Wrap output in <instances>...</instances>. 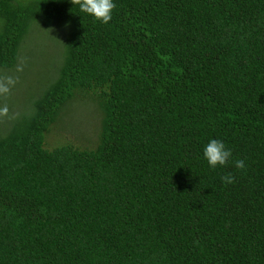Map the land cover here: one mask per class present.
I'll list each match as a JSON object with an SVG mask.
<instances>
[{"label":"trees","instance_id":"obj_1","mask_svg":"<svg viewBox=\"0 0 264 264\" xmlns=\"http://www.w3.org/2000/svg\"><path fill=\"white\" fill-rule=\"evenodd\" d=\"M114 3L103 24L70 0H0V69L34 24L63 47L30 108L10 121L0 99V264H264V0ZM83 101L94 140L49 147ZM211 139L227 166L209 167Z\"/></svg>","mask_w":264,"mask_h":264},{"label":"rangeland","instance_id":"obj_2","mask_svg":"<svg viewBox=\"0 0 264 264\" xmlns=\"http://www.w3.org/2000/svg\"><path fill=\"white\" fill-rule=\"evenodd\" d=\"M53 30L56 34V28ZM53 30L34 24L32 35L23 44L17 66L9 70L0 69V76L19 78L11 93L5 98H0L12 101L13 115L10 116V121L20 116L23 110L30 108L27 107L30 96L37 90L42 91L47 83L58 75L63 47L57 45L60 41L52 34ZM20 66H23V71L18 72L17 68ZM0 105H3V102L0 101ZM62 112L58 122L61 121L65 129L52 130L47 136L48 146L55 147L69 142L83 147V143L89 145V140H94L93 129L100 125L98 105L83 101L81 105L66 109L64 116ZM72 125L77 126L72 129Z\"/></svg>","mask_w":264,"mask_h":264},{"label":"clouds","instance_id":"obj_3","mask_svg":"<svg viewBox=\"0 0 264 264\" xmlns=\"http://www.w3.org/2000/svg\"><path fill=\"white\" fill-rule=\"evenodd\" d=\"M71 4L78 6L81 13L88 14L94 18L95 21H99L103 24H108L112 19L113 10L116 8L114 0H70ZM17 71H23V66L17 68ZM18 77L14 76H0V98H5L11 93V89L18 82ZM9 108L7 104L0 106V117L7 116ZM203 156L206 159L208 165L212 169L219 167H225L229 164L232 151L226 147L225 143L219 139H211L204 146ZM234 166L237 169L244 170L246 168L245 161L243 159L235 160ZM222 183L225 185L235 182V176L227 174L221 177Z\"/></svg>","mask_w":264,"mask_h":264}]
</instances>
